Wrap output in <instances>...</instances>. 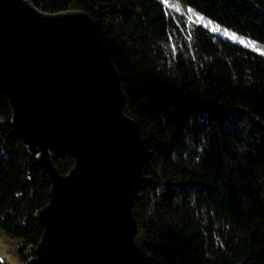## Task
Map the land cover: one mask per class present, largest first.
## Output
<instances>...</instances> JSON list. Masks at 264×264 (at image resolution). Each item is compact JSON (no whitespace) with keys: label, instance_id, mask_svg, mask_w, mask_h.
I'll use <instances>...</instances> for the list:
<instances>
[{"label":"trees","instance_id":"1","mask_svg":"<svg viewBox=\"0 0 264 264\" xmlns=\"http://www.w3.org/2000/svg\"><path fill=\"white\" fill-rule=\"evenodd\" d=\"M28 1L87 13L120 75L123 112L143 144L131 209L142 264H264V55L161 0ZM179 1L264 44V0ZM10 118L0 96V233L21 242L24 262L50 185ZM51 160L62 175L74 164Z\"/></svg>","mask_w":264,"mask_h":264},{"label":"water","instance_id":"2","mask_svg":"<svg viewBox=\"0 0 264 264\" xmlns=\"http://www.w3.org/2000/svg\"><path fill=\"white\" fill-rule=\"evenodd\" d=\"M0 96L50 185L22 264H142L131 209L143 144L90 16L0 0ZM52 153L73 167L60 174Z\"/></svg>","mask_w":264,"mask_h":264},{"label":"rangeland","instance_id":"3","mask_svg":"<svg viewBox=\"0 0 264 264\" xmlns=\"http://www.w3.org/2000/svg\"><path fill=\"white\" fill-rule=\"evenodd\" d=\"M178 17L195 23L209 30L210 32L242 47L249 48L264 55V44L250 40L242 35L236 34L225 27L209 21L201 14L187 8L179 0H161ZM21 245L19 240L10 239L0 233V260L5 264H22L19 260L16 249Z\"/></svg>","mask_w":264,"mask_h":264}]
</instances>
